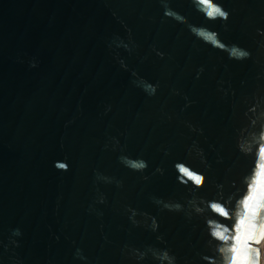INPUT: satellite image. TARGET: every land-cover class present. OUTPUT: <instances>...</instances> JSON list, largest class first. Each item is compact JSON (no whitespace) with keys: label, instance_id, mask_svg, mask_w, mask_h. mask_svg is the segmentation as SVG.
Returning <instances> with one entry per match:
<instances>
[{"label":"water","instance_id":"95a60500","mask_svg":"<svg viewBox=\"0 0 264 264\" xmlns=\"http://www.w3.org/2000/svg\"><path fill=\"white\" fill-rule=\"evenodd\" d=\"M216 2L0 0V264H258L264 0Z\"/></svg>","mask_w":264,"mask_h":264},{"label":"clouds","instance_id":"9594fccd","mask_svg":"<svg viewBox=\"0 0 264 264\" xmlns=\"http://www.w3.org/2000/svg\"><path fill=\"white\" fill-rule=\"evenodd\" d=\"M193 5L196 7V9L205 17V19L209 21H227L229 18L230 13L224 9V7L217 3L216 0H192ZM165 15L168 17H171L173 19H176L178 22L187 23V20L185 17L181 16L179 13H176L174 10H171L169 7L165 8ZM191 33L199 40L203 41L204 43H207L211 45L214 48H220L223 51L228 52L230 59L235 60H245L250 57V52L246 49L240 47L239 45L232 44L227 45L223 43L219 39V33L214 32L207 27L204 26H195V25H189ZM158 55L163 56V53H158ZM35 63L32 64V67H35ZM158 87L157 85H151L148 84L145 88V91H149L150 94L154 95L156 92V89ZM122 162H125L128 158L122 157ZM126 166H128L126 164ZM147 161L141 160L137 165V169H145L147 168ZM54 167L57 170L60 171H68L69 165L65 161H57L54 164ZM159 171V169H158Z\"/></svg>","mask_w":264,"mask_h":264},{"label":"built area","instance_id":"2783aa9c","mask_svg":"<svg viewBox=\"0 0 264 264\" xmlns=\"http://www.w3.org/2000/svg\"><path fill=\"white\" fill-rule=\"evenodd\" d=\"M258 247V264H264V238L260 240L258 244H256Z\"/></svg>","mask_w":264,"mask_h":264},{"label":"snow or ice","instance_id":"6c2138e0","mask_svg":"<svg viewBox=\"0 0 264 264\" xmlns=\"http://www.w3.org/2000/svg\"><path fill=\"white\" fill-rule=\"evenodd\" d=\"M182 171H185L184 169H181ZM189 176H192V173L188 172L186 173ZM192 179H194L196 181L197 184L201 183V178L199 176H192ZM222 211V210H221ZM217 235H219V233H217Z\"/></svg>","mask_w":264,"mask_h":264},{"label":"bare ground","instance_id":"6f19581e","mask_svg":"<svg viewBox=\"0 0 264 264\" xmlns=\"http://www.w3.org/2000/svg\"><path fill=\"white\" fill-rule=\"evenodd\" d=\"M262 238H264V228H262L261 234H260L259 238L257 239V242L255 243V245L258 244Z\"/></svg>","mask_w":264,"mask_h":264}]
</instances>
